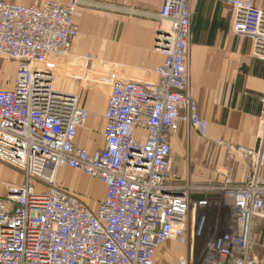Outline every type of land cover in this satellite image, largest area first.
<instances>
[{
    "label": "built area",
    "instance_id": "1",
    "mask_svg": "<svg viewBox=\"0 0 264 264\" xmlns=\"http://www.w3.org/2000/svg\"><path fill=\"white\" fill-rule=\"evenodd\" d=\"M226 1L234 32L250 37L264 58V10L254 0ZM82 5L0 0V57L18 64L14 86L0 83V160L25 178L0 196V264H161L156 254L171 241L191 247L163 264H264V132L258 149L234 148L255 158L242 182L224 169L215 187L229 210L222 232L212 234L200 254L190 241L191 224L200 228L204 219L192 207L208 200L192 198L196 188L178 175L171 146L182 123L202 137L208 129L190 90L189 0H163L157 18L167 27L155 45L167 57L164 73L154 86L113 80L105 146L93 151L75 143L87 109L77 94L55 84V69L79 35L75 15ZM138 129L146 131L144 141L136 138ZM63 166L106 185L96 208L58 184ZM201 232L195 228L193 238Z\"/></svg>",
    "mask_w": 264,
    "mask_h": 264
},
{
    "label": "crops",
    "instance_id": "2",
    "mask_svg": "<svg viewBox=\"0 0 264 264\" xmlns=\"http://www.w3.org/2000/svg\"><path fill=\"white\" fill-rule=\"evenodd\" d=\"M5 1L31 6L47 0ZM55 1L69 4L73 0ZM83 1L87 5H82L75 15L79 35L71 53L55 69V84L59 90L77 94L87 109L88 120L78 131L75 143L93 151L105 146L104 113L113 80H135L148 86L160 80L167 57L156 49L155 41L167 25L157 18L163 0ZM189 3L192 14L190 90L208 129L207 136L202 137L182 123L179 131L171 136V146L182 181L203 189L192 193L194 200H200L208 198L214 193L210 189L224 181V169L236 182H242L254 163L255 158L238 154L234 148L256 150L259 147V135L264 132L261 102L264 58L256 54L250 37L234 32V10L226 0H189ZM254 4L264 10V0H254ZM3 62L0 60L1 85L12 88L16 68L7 67L12 73L8 82ZM93 76L101 84L93 82ZM136 138L144 141L146 131L138 129ZM261 170L264 172V162ZM24 182L20 170L0 160V196L8 194V186L17 188ZM57 182L88 200L93 198L99 202L106 193L103 182L67 166L59 169ZM180 250L183 249L180 247ZM161 259L162 254L157 252L156 261L163 264ZM167 259V262L174 261L172 256Z\"/></svg>",
    "mask_w": 264,
    "mask_h": 264
},
{
    "label": "rangeland",
    "instance_id": "3",
    "mask_svg": "<svg viewBox=\"0 0 264 264\" xmlns=\"http://www.w3.org/2000/svg\"><path fill=\"white\" fill-rule=\"evenodd\" d=\"M1 61L3 62V65L5 66L6 70V76H9L8 82L11 81V70L9 71L7 67H10V65L15 66L16 70H17V64L15 61L7 59V58H3L0 57ZM94 77V76H93ZM92 77V78H93ZM6 79V81H7ZM56 79V78H55ZM97 79H95V77L93 78V82H96ZM102 81H97L98 84H101ZM1 83V80H0ZM56 83V82H55ZM83 173V172H82ZM88 176V175H87ZM203 187V186H202ZM205 189V188H204ZM212 190L214 193H210L209 197L206 198L208 200L207 205L205 206H193L192 207V214L195 215V217H204L203 221L202 219L200 220V228H198V223H192L190 226V241L191 244H193V246L195 247V252L198 251V253L200 254L201 251L204 248L205 242L210 238V236L212 234H218L220 232H222V228L224 226V222L228 221V214H229V210L227 207V203L223 197V195L221 194V192H218L217 190L214 189H210ZM203 189H193V195L199 192H202ZM75 193V192H74ZM79 194L86 202L87 204L93 208H96L97 206V201L94 200L93 198H90V200L85 199L84 196H82V194ZM212 194V195H211ZM192 195V196H193ZM87 198V197H86ZM222 220H224V222H222ZM203 225V227H202ZM196 228V232H201V237L197 238H193L192 236V232L194 231V229ZM190 245V244H189ZM189 245H183V244H179L177 242H168L167 244H165V246L163 248L160 249V251H158V254H162L163 259L162 263H166L167 262V258H170L171 256L174 257L173 260H175L176 258L184 255L189 248ZM180 247L183 250H180ZM165 258H164V256ZM158 257V255H157ZM158 261V259H157ZM170 262V261H169Z\"/></svg>",
    "mask_w": 264,
    "mask_h": 264
},
{
    "label": "water",
    "instance_id": "4",
    "mask_svg": "<svg viewBox=\"0 0 264 264\" xmlns=\"http://www.w3.org/2000/svg\"><path fill=\"white\" fill-rule=\"evenodd\" d=\"M12 193H20L19 190L12 191Z\"/></svg>",
    "mask_w": 264,
    "mask_h": 264
},
{
    "label": "trees",
    "instance_id": "5",
    "mask_svg": "<svg viewBox=\"0 0 264 264\" xmlns=\"http://www.w3.org/2000/svg\"><path fill=\"white\" fill-rule=\"evenodd\" d=\"M263 229H264V224H263Z\"/></svg>",
    "mask_w": 264,
    "mask_h": 264
}]
</instances>
